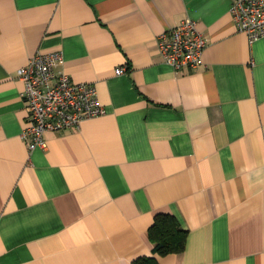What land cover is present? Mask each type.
<instances>
[{"label": "crops", "instance_id": "crops-1", "mask_svg": "<svg viewBox=\"0 0 264 264\" xmlns=\"http://www.w3.org/2000/svg\"><path fill=\"white\" fill-rule=\"evenodd\" d=\"M230 5L0 0V264H264V40ZM187 17L208 45L175 72L155 38ZM54 51L104 113L30 151L17 72ZM157 214L186 231L181 252L152 254Z\"/></svg>", "mask_w": 264, "mask_h": 264}, {"label": "built area", "instance_id": "built-area-1", "mask_svg": "<svg viewBox=\"0 0 264 264\" xmlns=\"http://www.w3.org/2000/svg\"><path fill=\"white\" fill-rule=\"evenodd\" d=\"M229 12L232 24L246 36L249 44L264 40V0H231ZM207 45L197 21L188 17L155 38L160 58L175 72L200 66ZM62 61L60 51L38 52L17 72L24 85L21 96L28 123L21 137L27 141L30 151L45 147L46 132L78 129L83 121L104 113L95 86L72 82L59 69ZM124 70L118 67L115 74L121 75Z\"/></svg>", "mask_w": 264, "mask_h": 264}, {"label": "trees", "instance_id": "trees-1", "mask_svg": "<svg viewBox=\"0 0 264 264\" xmlns=\"http://www.w3.org/2000/svg\"><path fill=\"white\" fill-rule=\"evenodd\" d=\"M152 254L167 255L181 252L185 245L186 231L181 229L169 214H157L148 229ZM133 264H157L153 257H139Z\"/></svg>", "mask_w": 264, "mask_h": 264}]
</instances>
